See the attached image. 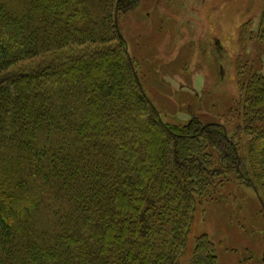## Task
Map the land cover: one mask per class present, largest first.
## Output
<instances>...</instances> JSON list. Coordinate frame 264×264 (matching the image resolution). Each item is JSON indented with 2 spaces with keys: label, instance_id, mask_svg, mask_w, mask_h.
<instances>
[{
  "label": "trees",
  "instance_id": "obj_1",
  "mask_svg": "<svg viewBox=\"0 0 264 264\" xmlns=\"http://www.w3.org/2000/svg\"><path fill=\"white\" fill-rule=\"evenodd\" d=\"M121 1L0 0V264H177L226 176L264 189V74L224 127L171 132L119 39ZM195 248L217 263L207 237Z\"/></svg>",
  "mask_w": 264,
  "mask_h": 264
},
{
  "label": "rangeland",
  "instance_id": "obj_2",
  "mask_svg": "<svg viewBox=\"0 0 264 264\" xmlns=\"http://www.w3.org/2000/svg\"><path fill=\"white\" fill-rule=\"evenodd\" d=\"M119 7L118 36L138 86L171 132L181 133L192 117L224 123L248 75L264 74V0H122ZM226 177L232 195L220 188L197 209L177 264H193L203 235L217 247L216 264H264V189L244 179L236 188L237 176Z\"/></svg>",
  "mask_w": 264,
  "mask_h": 264
},
{
  "label": "water",
  "instance_id": "obj_3",
  "mask_svg": "<svg viewBox=\"0 0 264 264\" xmlns=\"http://www.w3.org/2000/svg\"><path fill=\"white\" fill-rule=\"evenodd\" d=\"M128 56H129V55H128ZM129 58H130V57H129ZM135 76H136V79H137V81H138V83H139V85H140V81H139V78H138L137 73H135ZM224 130H225V137L228 138L227 129L224 128ZM259 199H260V198H259ZM260 202H261V205H262L263 208H264V204H263L262 200H260Z\"/></svg>",
  "mask_w": 264,
  "mask_h": 264
},
{
  "label": "flooded vegetation",
  "instance_id": "obj_4",
  "mask_svg": "<svg viewBox=\"0 0 264 264\" xmlns=\"http://www.w3.org/2000/svg\"><path fill=\"white\" fill-rule=\"evenodd\" d=\"M225 114H227V112H226ZM225 114H224V115H225ZM221 116H222V115H216V117H221ZM225 116H226V115H225ZM223 117H224V116H222V119H223ZM223 120H224V123H219V122H215V123H217V124L221 125L222 127H224V126L226 125V118H224Z\"/></svg>",
  "mask_w": 264,
  "mask_h": 264
},
{
  "label": "bare ground",
  "instance_id": "obj_5",
  "mask_svg": "<svg viewBox=\"0 0 264 264\" xmlns=\"http://www.w3.org/2000/svg\"><path fill=\"white\" fill-rule=\"evenodd\" d=\"M216 116V114H214Z\"/></svg>",
  "mask_w": 264,
  "mask_h": 264
}]
</instances>
